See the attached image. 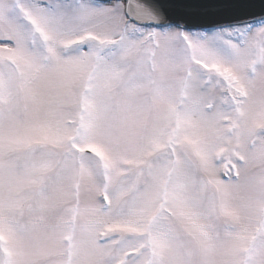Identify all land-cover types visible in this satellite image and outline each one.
Here are the masks:
<instances>
[{"label": "snow or ice", "instance_id": "snow-or-ice-1", "mask_svg": "<svg viewBox=\"0 0 264 264\" xmlns=\"http://www.w3.org/2000/svg\"><path fill=\"white\" fill-rule=\"evenodd\" d=\"M0 264H264V0H0Z\"/></svg>", "mask_w": 264, "mask_h": 264}]
</instances>
